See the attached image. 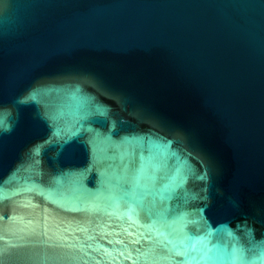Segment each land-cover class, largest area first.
Segmentation results:
<instances>
[{
  "label": "water",
  "instance_id": "water-1",
  "mask_svg": "<svg viewBox=\"0 0 264 264\" xmlns=\"http://www.w3.org/2000/svg\"><path fill=\"white\" fill-rule=\"evenodd\" d=\"M0 264H264V0H0Z\"/></svg>",
  "mask_w": 264,
  "mask_h": 264
}]
</instances>
